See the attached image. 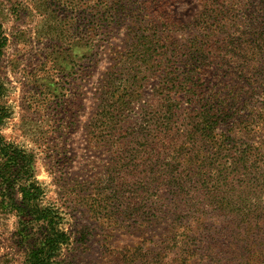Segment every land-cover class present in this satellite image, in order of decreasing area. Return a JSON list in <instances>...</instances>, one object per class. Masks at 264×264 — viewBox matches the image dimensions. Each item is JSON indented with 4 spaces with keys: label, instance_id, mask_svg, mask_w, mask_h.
<instances>
[{
    "label": "rangeland",
    "instance_id": "obj_1",
    "mask_svg": "<svg viewBox=\"0 0 264 264\" xmlns=\"http://www.w3.org/2000/svg\"><path fill=\"white\" fill-rule=\"evenodd\" d=\"M173 2L174 18L166 23L170 37L205 33L224 39L248 21L247 37L256 45L252 55L228 59L232 52L224 56L222 49L219 64L226 75L207 80L234 85L235 105L253 123L264 111V0H233L235 24L226 22L220 31L203 29L197 0ZM91 4L0 0L6 38L0 55V105L6 111L0 133L32 156L34 177L43 187L41 203H54L62 212L70 237L62 264H135L156 227L148 226L147 234L139 227L136 185L127 182L137 177V167L128 161L126 147H143L161 78L154 51L149 59L129 60L126 24L110 36L94 35ZM233 131L238 147L264 145L258 128ZM15 233L16 217L0 208V264H25Z\"/></svg>",
    "mask_w": 264,
    "mask_h": 264
},
{
    "label": "trees",
    "instance_id": "obj_2",
    "mask_svg": "<svg viewBox=\"0 0 264 264\" xmlns=\"http://www.w3.org/2000/svg\"><path fill=\"white\" fill-rule=\"evenodd\" d=\"M197 1L203 29L235 24L233 0ZM91 2L94 35L110 36L126 24L129 60L149 59L154 51L161 78L143 147H126L137 167V177L127 182L136 185L139 227L145 234L148 226L156 227L135 264H264V145L238 147L233 131H264V111L251 123L235 105L234 85L207 80L226 75L219 64L222 49L224 56L232 52L228 59L252 55L256 45L247 37L248 21L224 39L195 33L182 40L166 29L174 18L173 0ZM5 40L0 26V55ZM107 50L118 57L112 44ZM5 115L0 105V126ZM42 195L32 156L0 133V208L16 217L15 243L25 264H62L70 237L60 208L42 204Z\"/></svg>",
    "mask_w": 264,
    "mask_h": 264
}]
</instances>
